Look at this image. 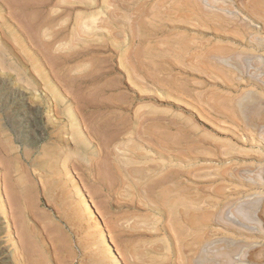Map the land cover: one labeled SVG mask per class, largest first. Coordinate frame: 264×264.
<instances>
[{"label":"rangeland","instance_id":"1","mask_svg":"<svg viewBox=\"0 0 264 264\" xmlns=\"http://www.w3.org/2000/svg\"><path fill=\"white\" fill-rule=\"evenodd\" d=\"M0 10V264H264V0Z\"/></svg>","mask_w":264,"mask_h":264},{"label":"bare ground","instance_id":"2","mask_svg":"<svg viewBox=\"0 0 264 264\" xmlns=\"http://www.w3.org/2000/svg\"><path fill=\"white\" fill-rule=\"evenodd\" d=\"M11 1V0H10ZM40 1V0H39ZM22 2V1H21ZM11 3V2H10ZM29 3V2H28ZM19 4V3H18ZM23 4V3H22ZM3 5V4H2ZM5 5V4H4ZM55 5V4H54ZM66 5V4H65ZM214 5V4H213ZM57 7H58V5H56ZM219 6V5H218ZM66 8H67V6H65ZM64 7V8H65ZM59 8V7H58ZM65 10V9H64ZM69 10V9H68ZM1 11V10H0ZM6 11V10H5ZM43 11V10H42ZM70 12H71V15H72V13H73V8L71 9L70 8V10H69ZM51 12V11H50ZM42 13V12H41ZM44 13V12H43ZM3 15V14H2ZM79 15V14H78ZM58 16H60V14H58V15H56L55 17H53V20H56L57 18H58ZM47 17V16H46ZM57 17V18H56ZM61 17V16H60ZM129 17V16H128ZM35 18V17H34ZM71 18V17H70ZM74 18V17H73ZM79 18V17H78ZM91 18V17H90ZM20 19V18H19ZM70 20V19H69ZM51 21V20H50ZM93 21V20H92ZM39 22V21H38ZM52 22V21H51ZM70 22V21H69ZM94 22V21H93ZM47 23H49V21L47 22ZM47 23H45V26H47L46 24ZM57 23V22H56ZM77 23H78V21H77ZM77 23H76V25H77ZM86 23V22H85ZM75 24V23H74ZM84 24V23H83ZM73 27V26H72ZM129 27V26H128ZM29 28V27H28ZM59 29V28H58ZM63 29V28H62ZM75 28H73V30H74ZM61 30V29H60ZM81 30V29H80ZM29 31V30H28ZM63 31V30H62ZM62 31H61V33H62ZM67 31V30H66ZM84 32V31H83ZM65 33V32H64ZM74 33V32H73ZM248 33V32H247ZM67 34V33H66ZM68 34H70V33H68ZM80 34V33H79ZM53 35V34H52ZM58 35V34H57ZM256 35V34H255ZM72 36V35H71ZM72 38V37H71ZM72 40V39H71ZM73 41H75V40H73ZM247 92V91H246ZM19 115V114H18ZM18 115H15V116H18ZM14 116V115H13ZM20 116V115H19ZM19 119V118H18ZM22 121V120H21ZM16 123V122H15ZM19 123V122H18ZM21 123V122H20ZM18 126V125H17ZM21 128V127H20ZM19 128V129H20ZM14 129H16V128H14ZM13 130V129H12ZM17 138L19 139V138H21V134L19 133V132H17ZM125 148V147H124ZM107 151V150H106ZM20 162V161H19ZM44 166V165H43ZM15 168V167H14ZM122 169V168H121ZM6 170V169H5ZM130 170V169H129ZM15 171H17V168H16V170ZM131 171V170H130ZM135 171V170H134ZM183 174V173H182ZM65 179V178H64ZM71 181H74L73 179H71ZM68 183V182H67ZM71 184V183H70ZM70 186V185H69ZM43 187V186H42ZM73 187H77L76 185L75 186H73ZM56 188V187H55ZM81 188V187H80ZM80 188H79V190H80ZM79 190L76 192V193H78V196H80V194H79ZM63 192H65V191H63ZM62 192V194H63V196H64V193ZM62 194L60 195V196H62ZM68 194V193H67ZM54 195V194H53ZM1 196V195H0ZM71 197H73V196H71ZM71 197H69V199H71ZM81 197V198H80ZM78 199H81L80 200V202H79V206H80V209L82 210V212H84L85 213V215H84V218L90 223L89 224V226L91 227V226H93V225H97L96 224V218H95V216H94V207L92 208V206H91V204L88 202V200H86L83 196H80ZM62 198V197H61ZM64 200H65V198H63ZM66 199H67V197H66ZM5 200V199H4ZM58 200V199H57ZM1 202V201H0ZM7 202V201H6ZM7 204V203H6ZM0 207H1V205H0ZM2 209V208H1ZM19 212V211H18ZM10 213V212H9ZM2 224V223H1ZM0 224V225H1ZM99 225V224H98ZM89 228V227H88ZM92 228V227H91ZM100 228V227H99ZM90 229V228H89ZM88 232L89 231H91V230H87ZM99 231V230H98ZM89 234V233H88ZM91 235V234H90ZM99 235V234H98ZM101 236L103 237V233H101ZM100 236V237H101ZM95 237V236H94ZM91 240V239H90ZM95 240V239H94ZM20 241V240H19ZM109 241V240H108ZM95 242V241H94ZM108 246H109V243L107 244ZM114 248V247H113ZM107 253V252H106ZM115 263V262H114Z\"/></svg>","mask_w":264,"mask_h":264}]
</instances>
